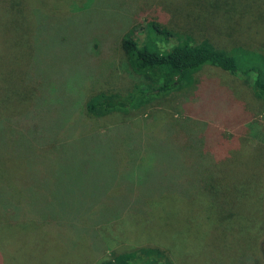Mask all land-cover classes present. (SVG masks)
<instances>
[{
  "label": "rangeland",
  "instance_id": "1",
  "mask_svg": "<svg viewBox=\"0 0 264 264\" xmlns=\"http://www.w3.org/2000/svg\"><path fill=\"white\" fill-rule=\"evenodd\" d=\"M29 3L54 16L46 25L44 16L34 12L42 26L35 29L38 37L33 38L37 44L34 53L32 49V70L36 66L45 82L53 80L55 89L49 88L48 94L63 109L80 90L86 97L98 90L124 93L135 80L128 70L116 66L109 68L101 83H90V77L98 80L106 66L101 65V54L93 56L82 44V32L87 30L102 35L106 43L105 38L115 35L116 41L138 27L145 39L148 21H155L195 40L207 38L220 48L242 46L264 52V0ZM3 14L0 9V17ZM34 28L32 22V32ZM1 30L0 47L3 41L8 60L6 72L0 73V116L8 115L12 127L0 130V264H96L111 250L139 246L168 250L176 264H264V209L257 196L260 191L264 195V101L254 96L249 84L217 67L204 66L195 73L215 83L201 90L200 104L204 102L215 117L228 114L231 118L223 122L227 126L225 141L185 139L183 133L167 138L175 128L165 121L183 116L197 100L195 86H190L128 115L90 118L88 131L105 128L107 134L97 154L85 157L82 145H52L50 137L57 121L49 116L42 117L36 130L20 127V115L26 112L21 94L25 90L18 79L20 47L10 38L5 42ZM63 35L65 39H61ZM52 37H58L54 44ZM116 48L112 59L119 65V42ZM49 96L47 102L52 100ZM230 108L237 110V116L229 114ZM118 127L124 134L133 128L145 132V146L153 147L152 156L143 160L150 177L167 174V179L179 182L167 185L172 193L162 197L156 193L147 203H132L124 218L108 219L118 214L117 203L127 199L133 184L137 186L129 177L120 180L114 175L117 159L109 155L117 151L111 137ZM196 130L208 137L198 122L193 132ZM209 173L216 174L215 186L198 192L199 182L206 183ZM234 183H238L236 187ZM241 189L244 199L239 195ZM220 211L225 213L223 218ZM104 219L105 227L115 234H100L103 242H99L93 229L98 231Z\"/></svg>",
  "mask_w": 264,
  "mask_h": 264
},
{
  "label": "trees",
  "instance_id": "2",
  "mask_svg": "<svg viewBox=\"0 0 264 264\" xmlns=\"http://www.w3.org/2000/svg\"><path fill=\"white\" fill-rule=\"evenodd\" d=\"M0 9L4 12L0 17L2 39L4 38L6 42L10 38L12 44L14 43L16 47H20L18 79L25 90L21 94L26 100L24 109L26 112H22L20 115V127L26 129L32 127V130H36L42 121V117L49 116L52 122L57 121L56 128L52 130V136L50 137V140L53 141L52 145L57 142L82 145L85 157L97 154V149L107 134V129L105 128L92 130V132L88 131L86 123L90 118H98L109 114L128 115L136 110L148 107L174 91L190 86H195L197 100L189 105L183 116L174 115L165 121L171 129L175 128L171 130L167 138L174 139L176 134L183 133L185 139L201 137L199 140L208 138L209 141L217 142L221 138L225 141L224 132L227 129L223 122H228L231 118L226 114L220 115L221 119H219L220 116L215 117L212 115L204 102L201 104L199 102L204 97L201 90L215 86V83L211 80L202 79L195 75L204 66L217 67L238 80L249 84L254 96L264 101V52L242 46H235L230 49L220 48L207 38L195 40L189 34L181 32L177 34L155 21H148L147 37L145 39V36L142 37L140 35L139 31L141 30L137 29L138 27H136L137 30L132 27L128 33L121 35L119 40L116 41L117 37L115 35L108 38L104 37L106 43L103 42V36L99 33L91 34V30L82 32V35H85V39H82V44H85V48L88 49L87 52H90L93 56L101 54V65L106 66V70L100 75L98 80L90 77V83H101L102 77L107 75L109 68L113 70L116 66L128 70L131 75H134L135 80L133 85L124 93L98 90L86 97L83 95L84 91L80 90L77 92L78 96L71 99L66 109H63L58 101L55 98H51L48 94L49 88L50 90L55 89V86L51 87L53 80L49 81V78H47V82H45V79L40 76L41 73H38L36 66L32 70V56L34 57L35 55L32 54V49L34 53L37 44L34 45L33 38L38 37L35 32L42 26L41 20L36 19L34 12L44 16L46 25H48L50 19L53 20L52 17L54 16L40 12L38 6L33 3L31 5L29 0H0ZM55 21L56 23L61 22L60 20ZM32 22L35 23L33 32ZM140 25L138 26L141 27ZM57 38L52 40V44L57 41ZM65 38L64 35L61 37V39ZM117 42H119L121 49L119 55L122 56L119 62L120 66L112 59L113 53L117 49ZM4 47L5 44L2 41V47H0V73L6 72V62L8 60L5 50H3ZM32 92L35 93L34 100H32ZM48 96L52 99L50 102H47ZM72 109L74 112H72ZM223 110L226 111L225 108ZM67 113L71 115L66 118ZM186 114H189V116H185ZM229 114L237 116V110L230 108ZM8 121V115L0 116V130L12 127ZM187 122H190L191 125L186 124ZM196 122L201 126V130L204 128L207 130L208 137H203L204 135L199 133L198 130L193 132ZM233 123V125L236 124L234 121ZM230 127L231 125L228 129ZM209 130H212L213 134ZM253 132L256 134V131ZM144 133L140 129L133 128L124 134V129L118 127L111 137L116 144L115 149L117 150L109 155L112 159H117L114 169V173L117 174L114 175L119 177L120 180L123 177H129L132 179L131 182L136 181L135 184L137 186L133 184L127 199L122 203H117L118 214L109 215L108 219L124 218L128 215L126 210L130 209L129 207L132 203H147L150 198L155 197L156 193H162L158 197H162L167 192L172 193V188L169 187L179 182L174 178H171L172 180L167 179L170 178L167 174H161V178L149 176L143 160L146 157H150V155L152 156L153 147L145 146ZM24 140L27 139L25 138ZM217 146L223 147L219 144ZM209 151L211 152L210 148ZM106 152L108 151L105 150L104 153ZM15 157L19 158L22 156L15 155ZM215 180L216 174L209 173V180L206 183L203 181L199 182L198 186L200 189L198 192H202L207 187L208 189L214 187ZM237 184L234 183L235 187ZM198 192L192 191L194 195ZM259 193L257 196L260 195L258 197L259 202L261 201V208L264 209V195L261 197L262 192L260 191ZM239 195L244 199L242 189ZM251 196V193H249L248 199ZM124 203L126 204L125 207ZM136 206L133 208L136 209ZM124 212L125 214H121ZM220 212V218H223L225 213L223 211ZM103 223H105V219L99 224L100 229L98 231L102 230L101 233L96 228L93 229L96 240L99 242H103L102 238H99L100 234L105 236L104 233H108V235L113 233ZM104 247L105 244L101 247V250ZM96 264L176 263L168 250L166 251L158 246H139L126 250H111L108 255L99 258Z\"/></svg>",
  "mask_w": 264,
  "mask_h": 264
}]
</instances>
